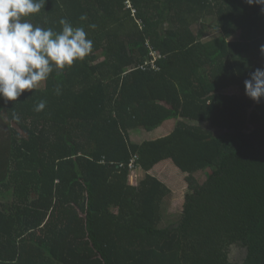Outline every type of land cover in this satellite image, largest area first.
<instances>
[{"label":"trees","instance_id":"1","mask_svg":"<svg viewBox=\"0 0 264 264\" xmlns=\"http://www.w3.org/2000/svg\"><path fill=\"white\" fill-rule=\"evenodd\" d=\"M61 18L92 51L0 98V264H264V99L226 92L264 67L262 6L44 0L25 19L58 32ZM168 161L188 188L162 226L173 191L151 170Z\"/></svg>","mask_w":264,"mask_h":264},{"label":"clouds","instance_id":"2","mask_svg":"<svg viewBox=\"0 0 264 264\" xmlns=\"http://www.w3.org/2000/svg\"><path fill=\"white\" fill-rule=\"evenodd\" d=\"M262 6L264 0H246ZM44 0H0V98L16 101L25 90L36 89L54 70L59 72L83 60L93 48L84 27H74L61 18L60 31L35 26L26 17L37 14ZM87 20L86 15L80 17ZM95 24L89 28L95 29ZM264 56V44L259 46ZM245 95L256 103L264 99V67L256 68L244 80ZM60 94V87L55 89ZM47 102L40 100L34 111L41 112Z\"/></svg>","mask_w":264,"mask_h":264},{"label":"rangeland","instance_id":"3","mask_svg":"<svg viewBox=\"0 0 264 264\" xmlns=\"http://www.w3.org/2000/svg\"><path fill=\"white\" fill-rule=\"evenodd\" d=\"M228 93L232 94H245V91H242L239 89V87H231L226 90ZM211 127V126H209ZM142 131L140 135H138L137 139L139 140H151L154 137L159 136V132L157 131H145V130H140ZM215 133H220L221 130L215 129ZM172 167H169L167 165H161L157 169H153V174L161 179H164L168 186L172 189L173 193L172 195L167 198L165 201L163 208H162V214H163V220H162V226H167L172 223H174L176 220L179 219V215L182 209V203L184 202V196L185 192L188 188V184L185 180V176L180 170L175 168V164L171 161H168ZM173 163V164H172ZM145 176V172H134L132 181L133 183H138L143 177ZM197 177L200 181H204L206 179V172L201 171L197 174ZM246 255V251L243 248L235 247L232 250L231 258L233 261H240L242 260Z\"/></svg>","mask_w":264,"mask_h":264},{"label":"crops","instance_id":"4","mask_svg":"<svg viewBox=\"0 0 264 264\" xmlns=\"http://www.w3.org/2000/svg\"><path fill=\"white\" fill-rule=\"evenodd\" d=\"M169 128H170V126H168V127H164V126H162V128H159L158 130H156L157 132H159V136L160 135H164V134H166V133H169ZM142 130H144V129H142ZM138 135H140V134H133L132 135V140L134 141V142H142L143 140H139V139H137V137H138ZM158 137V136H157ZM163 164V163H162ZM162 164H160V165H157L156 167H155V169H157L159 166H161ZM163 165H167V166H169V167H172L171 165H170V163H168V162H166V164H163ZM153 170H151V174H153ZM154 175V174H153Z\"/></svg>","mask_w":264,"mask_h":264},{"label":"built area","instance_id":"5","mask_svg":"<svg viewBox=\"0 0 264 264\" xmlns=\"http://www.w3.org/2000/svg\"><path fill=\"white\" fill-rule=\"evenodd\" d=\"M147 63H149V62H147ZM153 67L155 68V69H157V65L155 64V61H153Z\"/></svg>","mask_w":264,"mask_h":264}]
</instances>
